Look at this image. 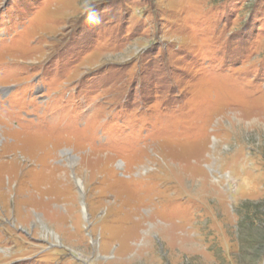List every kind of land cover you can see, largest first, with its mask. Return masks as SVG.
Masks as SVG:
<instances>
[{"label": "rangeland", "instance_id": "374dc122", "mask_svg": "<svg viewBox=\"0 0 264 264\" xmlns=\"http://www.w3.org/2000/svg\"><path fill=\"white\" fill-rule=\"evenodd\" d=\"M0 264H264V0H0Z\"/></svg>", "mask_w": 264, "mask_h": 264}, {"label": "bare ground", "instance_id": "6f19581e", "mask_svg": "<svg viewBox=\"0 0 264 264\" xmlns=\"http://www.w3.org/2000/svg\"><path fill=\"white\" fill-rule=\"evenodd\" d=\"M72 156H74V154H72Z\"/></svg>", "mask_w": 264, "mask_h": 264}]
</instances>
